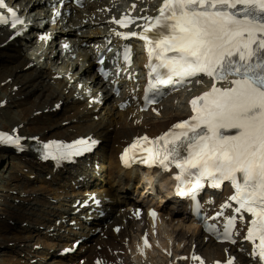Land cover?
Masks as SVG:
<instances>
[{
	"label": "bare ground",
	"instance_id": "6f19581e",
	"mask_svg": "<svg viewBox=\"0 0 264 264\" xmlns=\"http://www.w3.org/2000/svg\"><path fill=\"white\" fill-rule=\"evenodd\" d=\"M10 1L18 2L4 0L5 3ZM44 1L48 7L56 0ZM87 1L84 7L76 4L49 7L46 12L48 17L59 21L61 16L70 28L56 35L46 29L48 23L36 25L37 16L26 18L15 28L11 27V22L0 25V93L3 96L0 101L3 100V108L8 104L16 107V112L11 115L9 110H5L4 120H0V132L23 137L21 150L12 145L0 144V160L4 157L21 160L18 169H10V178L4 184L5 195L0 194V216L3 227L10 234L9 237L2 235L5 243L0 264H31L27 261L31 257L39 259L36 264L77 262L74 253L66 254L65 258L55 256L53 259L50 249L55 245L59 247V252L63 248L66 251L72 249L71 241L79 234H88V239L75 250L83 258V264H97L98 261L101 264H226L229 258L233 259L234 264H241V261L255 264L245 255L241 243H218L221 241L218 237L212 238L202 232L198 225L193 226L188 213L173 216L169 213L170 208L166 207L156 214L158 220H150L146 215L136 220L135 207L131 206L140 205L129 199L136 190L129 182L132 177L129 170L125 171L120 166L118 153L130 141L143 136H155L186 115L188 98L205 87L206 79H196V86L192 93L188 92L187 97L174 89L157 107L150 106L147 114H139L133 107L120 111L116 100L110 96L104 98L103 107L96 110V106L87 100V96L93 93L84 94L91 88L80 77L90 75V83H96L98 88L103 84L95 69L94 51L100 49L101 43L116 32V28L112 30L113 26L108 21L107 16L111 14L104 9L112 8V12H115L114 4L119 2ZM131 1L138 4L137 0ZM39 2L33 0L28 9H37L42 13L46 8L40 11ZM144 2L150 4V0ZM139 5L144 6L141 3ZM148 5L145 6L148 8ZM130 9L126 12H132L136 19L142 16ZM26 25L31 28L27 30ZM21 26L24 27L21 34H15ZM83 28L87 29V35L78 36L76 32ZM37 36L46 37L48 40L41 39L45 43L54 41V46L38 53L40 46L34 45ZM50 36L55 37L50 39ZM112 42L121 46L119 39ZM132 42L135 56L130 67L137 68L145 60L146 47L142 43ZM23 45L28 46L29 52L33 51V55L44 60L45 64L64 57L70 59V56L81 57L80 61L84 62L68 61L65 69L61 66L57 71L47 64L46 68L37 67L23 54ZM123 46L126 47L125 44ZM99 56L107 57L106 54ZM119 67L127 68V65L121 64ZM71 78H74V85L69 83ZM78 83L83 86L79 92L74 88ZM218 86L229 87L230 84L221 82ZM154 109L157 115L152 114ZM226 134L232 133L228 131ZM55 138L64 145L79 139H90L97 143V148L79 159L71 161L69 158V162L59 167L39 163L34 155L28 154L30 144ZM35 172H40L37 183L29 180V174ZM134 184L139 186L137 182ZM187 199L189 196L175 195L176 203L180 204L176 209L186 211ZM232 207L224 209L230 212ZM107 208H111V211L106 217L97 218ZM83 214L89 215L92 221L81 224L78 218ZM206 221L211 223L210 219ZM9 222H13L12 226L20 230L14 231ZM98 228L100 231H97ZM100 232L106 235L105 238L100 236ZM145 238L152 240L149 246L144 245ZM8 241L14 244L12 248H7ZM16 242H24L25 245L20 247ZM2 243L0 241V245ZM45 244H48L47 248ZM96 245L101 246L100 250Z\"/></svg>",
	"mask_w": 264,
	"mask_h": 264
},
{
	"label": "snow or ice",
	"instance_id": "6c2138e0",
	"mask_svg": "<svg viewBox=\"0 0 264 264\" xmlns=\"http://www.w3.org/2000/svg\"><path fill=\"white\" fill-rule=\"evenodd\" d=\"M5 7L0 0V8ZM7 11L11 27L23 23L14 9ZM158 11L156 17L143 18L146 23L141 33H117L124 39L138 36L145 42L151 77L146 91L159 93L174 78L183 81L200 74L212 78L213 84L190 101L193 115L188 120L155 139L136 138L121 159L128 164L137 153H143L142 163L165 169L175 165L179 195L186 194L185 184H190L187 191L192 193L202 188L205 178L213 187L231 182L234 194L221 207L230 208V202H235L236 214L251 215L245 239L259 241L255 247L264 259V0H163ZM9 22L0 14V25ZM114 22L122 27L134 23L128 17ZM150 32L155 35L150 37ZM217 82L230 87H217ZM229 130H235L234 134H226ZM94 143L90 139L68 145L52 142L45 145L46 155L67 158L90 150ZM0 144L18 146L20 137L0 132ZM237 219L244 216L227 219L223 240L235 243L232 230ZM210 228L216 231L214 226ZM145 246H149L146 238ZM226 264H234L233 259Z\"/></svg>",
	"mask_w": 264,
	"mask_h": 264
},
{
	"label": "rangeland",
	"instance_id": "374dc122",
	"mask_svg": "<svg viewBox=\"0 0 264 264\" xmlns=\"http://www.w3.org/2000/svg\"><path fill=\"white\" fill-rule=\"evenodd\" d=\"M138 1V4L136 7H134V12L136 13L138 10L142 9V7L146 8L145 5H148V4H145L144 0H137ZM29 2V0H28ZM151 4H155V0H150ZM139 3L141 4H144V6H140ZM33 4V0L25 6H22V4L20 2H17L16 5H20L19 9L22 10L23 9V13H25V15H29L31 17H34L38 10L37 9H32V10H29V6ZM149 6V5H148ZM27 11V13H26ZM40 19H42L41 16H39ZM49 27L51 28L52 30V33L53 32H58L61 33V32H65V30H69V26L62 20V21H59V22H55V23H48ZM76 34L78 36H83V35H87V29L86 28H83L81 30H78L76 32ZM35 44L34 45H38L40 46V51H37L38 53L40 52H43L44 50H46L47 47L49 48H52L54 46V41H51L50 43H45L44 41L41 40V37H36L35 39ZM33 47V46H32ZM37 47L35 46V49ZM22 52L23 54H25V56L28 58V59H31L33 65L37 66V67H41V68H46L47 65L48 66H52L53 67V70L54 71H57L59 70V68L62 66L64 69H65V65L67 64L68 61H73V63H76L78 62L79 64H82L84 61H80L81 57L78 58V57H72L70 59H67L66 57H64L63 59H58L56 62L54 61H50V62H47L46 64L44 63V60L41 61L39 59H37L35 57V55H33V51H30L29 52V47L28 46H22ZM36 53V52H35ZM37 54V53H36ZM63 72V71H62ZM76 73V72H75ZM75 76V75H74ZM78 77V76H77ZM90 77V75H89ZM73 80V81H72ZM69 83H72L74 85V78H71L70 82ZM78 85L74 86V88H76V91L79 92V89L77 88ZM194 88V85H191L189 88H187L186 90H184L183 92L179 93L181 95H183L184 97H187L189 95L188 92H191ZM3 97L1 96V93H0V98ZM177 101V104H179V99L177 98L176 99ZM4 103H3V100L0 101V120H4V112L5 110H9L10 112V115L13 114L14 112H16V107L12 104H8V106L6 108H3ZM163 106V104H162ZM157 107V106H155ZM3 108V109H2ZM121 111V110H120ZM152 114H155V109L153 110ZM8 116V115H6ZM159 116V115H158ZM148 118V117H147ZM0 127H1V124H0ZM20 159H13L11 157H4L0 160V194L2 195H5V189H4V184L6 183V181L10 178L9 177V174H10V169L13 168V167H16L17 169L20 167L19 166V163H20ZM29 180L33 181V182H39L40 180V172H35L34 174H29ZM133 188L134 189H137L138 186L136 187L135 185H133ZM17 191V190H16ZM0 199H2L0 197ZM17 202V200H16ZM2 207V203L0 201V208ZM0 215H2V211L0 210ZM13 222H9V225L12 226ZM13 227V230L14 231H19V227ZM6 234L8 237H9V231H7L4 227H3V223H2V216H0V241H2L3 243L0 245V257L4 255V247H3V244L5 243V239H2V235ZM100 236L102 238H105L106 235H104L102 232L99 233ZM73 238V236L70 238V240ZM19 245L20 247H24L25 243L24 242H16V245ZM82 245V244H80ZM93 245V243H92ZM14 246V244H12L11 241H8L7 243V248H12ZM98 246V247H97ZM48 247V244H45V248ZM97 249L100 250L101 246L99 245H96ZM95 247V248H96ZM55 249V250H54ZM50 251H52V255H53V259L55 258V256L57 258H59V247L56 248V245L54 246L53 249H50ZM55 253V254H54ZM78 259H81L83 260V258H80L79 257V254L77 253L76 256H75V260L78 261ZM38 258L37 257H31L29 259H27V261L31 264H36L38 262ZM83 264V263H82Z\"/></svg>",
	"mask_w": 264,
	"mask_h": 264
},
{
	"label": "water",
	"instance_id": "95a60500",
	"mask_svg": "<svg viewBox=\"0 0 264 264\" xmlns=\"http://www.w3.org/2000/svg\"><path fill=\"white\" fill-rule=\"evenodd\" d=\"M95 148H97V143H96V145H95Z\"/></svg>",
	"mask_w": 264,
	"mask_h": 264
}]
</instances>
